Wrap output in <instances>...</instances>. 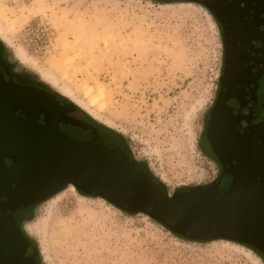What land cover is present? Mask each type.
Wrapping results in <instances>:
<instances>
[{
    "label": "rangeland",
    "instance_id": "374dc122",
    "mask_svg": "<svg viewBox=\"0 0 264 264\" xmlns=\"http://www.w3.org/2000/svg\"><path fill=\"white\" fill-rule=\"evenodd\" d=\"M0 43L38 84L27 88L43 95V86L113 134L169 194L219 176L205 130L219 90L223 44L203 6L0 0ZM257 93L264 100V74ZM62 192L19 217L13 213L38 264H264L236 242L181 239L143 214L72 186Z\"/></svg>",
    "mask_w": 264,
    "mask_h": 264
},
{
    "label": "water",
    "instance_id": "95a60500",
    "mask_svg": "<svg viewBox=\"0 0 264 264\" xmlns=\"http://www.w3.org/2000/svg\"><path fill=\"white\" fill-rule=\"evenodd\" d=\"M183 1L206 8L220 26L222 74L205 130L219 176L169 194L124 146L97 134L83 142L66 136L59 123H83L0 69V264H37V250L13 213L69 185L184 238L226 240L264 253V102L257 96L264 0Z\"/></svg>",
    "mask_w": 264,
    "mask_h": 264
},
{
    "label": "flooded vegetation",
    "instance_id": "af4514ba",
    "mask_svg": "<svg viewBox=\"0 0 264 264\" xmlns=\"http://www.w3.org/2000/svg\"><path fill=\"white\" fill-rule=\"evenodd\" d=\"M0 69L5 71L11 77V79L15 80L20 85H23L25 87H30V88H34L35 86L38 87V84L35 82V80H33L30 76H28L24 72L17 69L16 65L11 61L9 55L6 53V51L2 47L1 43H0ZM39 87L44 91V94L46 95L47 98L52 99L50 98L52 97L51 96L52 93L49 90H47L43 86H39ZM257 96H258V93H257ZM55 99H56L55 100L56 104L64 110V114L66 118H72V119L78 120L81 123H83L85 127V128H82L80 126H73L69 123H66V124L59 123L58 125L59 130L63 132L66 136H68L71 139H77L83 142V141L91 140L93 136L97 134L102 139L109 140L112 144L118 145L121 147L122 142L118 140V138H116L113 134H109L105 132L99 125L91 122V120L87 119L85 116H82L77 110V108L66 106L65 100L59 97H56ZM259 100L264 102V100L262 99H259ZM42 119L43 117L40 116L39 117L40 123H42ZM211 152L215 156L212 149H211ZM31 244L33 245L32 241H31ZM262 255H263V260H264V253H262ZM36 263L38 264L37 257H36Z\"/></svg>",
    "mask_w": 264,
    "mask_h": 264
},
{
    "label": "trees",
    "instance_id": "16d2710c",
    "mask_svg": "<svg viewBox=\"0 0 264 264\" xmlns=\"http://www.w3.org/2000/svg\"><path fill=\"white\" fill-rule=\"evenodd\" d=\"M216 21V20H215ZM217 22V21H216ZM218 24V23H217ZM218 26H219V24H218ZM219 28H220V26H219ZM222 72V71H221ZM221 76V75H220ZM207 142H208V140H207ZM209 144V143H208ZM118 146V145H117ZM210 147V146H209ZM218 162V161H217ZM145 169H147L146 168V166L145 165H142ZM148 170V169H147ZM80 193V192H79ZM81 194V193H80ZM31 207V206H30ZM29 208V207H28ZM28 208H26V209H28ZM23 210H25V209H21V210H17V211H15L14 213H16L17 212V215H18V217H19V215H20V212H22ZM18 225H19V223H17ZM20 227V226H19ZM24 233V232H23ZM175 237H178V238H181L182 239V237L181 236H178V235H175ZM245 248H248V249H250V250H252L255 254H257L261 259H263V255H261L257 250H255L254 248H251V247H248V246H245Z\"/></svg>",
    "mask_w": 264,
    "mask_h": 264
},
{
    "label": "bare ground",
    "instance_id": "6f19581e",
    "mask_svg": "<svg viewBox=\"0 0 264 264\" xmlns=\"http://www.w3.org/2000/svg\"><path fill=\"white\" fill-rule=\"evenodd\" d=\"M69 186H72V185H69ZM72 187H73V186H72ZM63 190H64V189H63ZM63 190H62V191H63ZM66 190H67V189H66ZM62 191H60L59 193H57L55 196H56V197H61L62 194L64 193V192H62ZM53 197H54V196H53ZM53 197H52V198H53ZM50 199H51V198H50ZM227 242H228V241H227Z\"/></svg>",
    "mask_w": 264,
    "mask_h": 264
}]
</instances>
